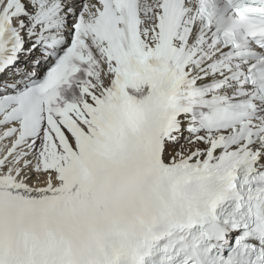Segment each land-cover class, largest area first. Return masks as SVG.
Segmentation results:
<instances>
[{"label":"bare ground","instance_id":"bare-ground-1","mask_svg":"<svg viewBox=\"0 0 264 264\" xmlns=\"http://www.w3.org/2000/svg\"><path fill=\"white\" fill-rule=\"evenodd\" d=\"M79 0H25V4L30 12L47 7L54 2H60L56 22H69L71 16L77 11V2ZM146 7H151L156 13H159L157 7L154 6V0H149ZM144 22L143 30L148 31L150 37L155 39L152 34L155 29V16H149L147 11L143 13ZM32 19H25L27 25ZM60 32H66L68 29L64 26L59 28ZM39 36L48 37V33H43L41 27L34 30ZM28 30L25 31L27 33ZM59 35V32L56 33ZM29 43V44H28ZM24 51L20 55L23 60L22 64L13 70V74L34 72L29 68V64H42V60L38 53V49H31L30 44H34V38L27 37ZM92 59V77L90 79L92 87L95 91H100V88L107 87L111 83L112 72L109 69L108 63L99 52L98 48H89ZM205 62H203L204 64ZM201 64L198 66L200 67ZM197 67V68H198ZM11 74V73H9ZM200 75V74H198ZM220 78L219 76H216ZM212 79V77H208ZM204 83V82H201ZM4 90V87H0ZM188 119H180L178 124L181 130L170 136L172 142L164 143L162 159L167 164H180L185 161L194 162L201 160L206 147L209 143L207 135L199 133L196 126L187 124ZM17 125H9L4 129H0V155H2L10 144V139L14 135ZM78 142V141H77ZM65 157V152L59 147L57 140L44 128L38 138L27 145L16 150L0 168V175L14 178L24 189L30 191L42 190L43 188L52 189L58 188L66 171L63 168L61 161Z\"/></svg>","mask_w":264,"mask_h":264}]
</instances>
